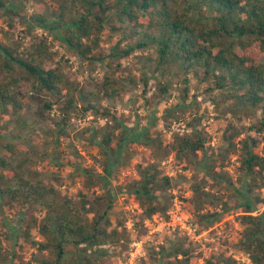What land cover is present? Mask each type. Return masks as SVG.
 I'll return each instance as SVG.
<instances>
[{
  "label": "trees",
  "instance_id": "obj_1",
  "mask_svg": "<svg viewBox=\"0 0 264 264\" xmlns=\"http://www.w3.org/2000/svg\"><path fill=\"white\" fill-rule=\"evenodd\" d=\"M72 2L69 8L59 0L51 4L34 0V12L27 17L22 14L18 0H0V11L3 10L14 31L15 19L27 25L23 30L25 38L36 26L48 31L57 29V38L82 61L90 63H105L103 33L123 30L122 38L108 54L118 67L139 50L159 69L170 62L188 73L193 72L197 80L211 81L217 89H229L234 113L246 107H264V0H82L81 9L74 5L78 0ZM46 39L33 37L27 46L24 41L12 44L0 39V208L22 216L19 240L36 248V262L109 264L105 245L127 247L130 233L122 223L114 225L109 215L116 192L105 196L95 188L102 183L108 185L125 146L136 142L166 153L173 151L180 161L203 151L208 160L202 166L205 176L192 188L193 224L199 231L207 229L222 213L241 210L238 219L244 230L237 246L252 264H264V212L254 214L264 205V154L257 151L258 145L264 143V117L250 126L253 135L239 140L236 138L242 129L233 122L226 124L222 144L209 152L206 138L194 123L189 124L190 133H175L172 142L166 144L153 130L156 123L138 130L124 124L102 104V100L114 101L118 94L111 76H106L98 86L99 91L86 90L68 78L58 65H47V61L55 62L57 54ZM125 39L128 42L122 46ZM22 81L34 89L38 100L30 111L27 99L18 96ZM166 91L167 87L161 86V92ZM48 95L55 100L47 99ZM58 103L63 111L59 118L50 114ZM79 104L87 113L110 116L115 127L123 130L114 148V131L104 130V126L96 129V133H102L97 144L109 159L103 173L81 169L83 182L77 198H73L41 178L33 152L11 138L8 127L11 119L1 116L11 110L16 118L13 122L28 132L35 131L39 122L50 121L60 138L66 134L70 111ZM109 151L115 157L113 160ZM234 154L240 162L238 170L244 175L241 186L235 189L239 199L223 200L222 212L205 211L211 192L204 186L210 179H228L214 169L227 165V159ZM138 167V177L119 187L142 209L144 217L138 220L139 225L146 217L172 208L162 197L172 187V177L163 172L159 161ZM34 231L38 232L39 240L34 238ZM174 232L177 237L171 245L151 249L149 259L156 264H195L197 254L186 232L178 229ZM4 240L11 244L7 224L1 228L0 264H13L14 253L10 247L4 248ZM14 245L23 247L19 241ZM204 264L238 262L225 251H218Z\"/></svg>",
  "mask_w": 264,
  "mask_h": 264
},
{
  "label": "rangeland",
  "instance_id": "obj_2",
  "mask_svg": "<svg viewBox=\"0 0 264 264\" xmlns=\"http://www.w3.org/2000/svg\"><path fill=\"white\" fill-rule=\"evenodd\" d=\"M44 1L51 4L53 0ZM59 1L69 5V8L73 5L72 0ZM33 2L34 0H18L23 15L28 17L34 12ZM81 3L82 0H78V3L74 5L81 9ZM15 23L16 31L9 27L3 10L0 11V39L10 41L12 44L24 41V45L27 46L33 37H46V40L51 43L52 50L57 54L55 62L47 61V65H58L68 78L76 81L81 88L84 87L86 90L99 91L98 86L100 87L106 76H111L118 94L114 101L102 100V104L108 106L124 124L138 130L147 126L152 127L153 123H156L153 130L160 134L162 141L166 144L172 142L175 133H190L189 124L194 123L195 128L201 130L202 135L206 138V149L209 152L222 144V133L226 124L233 122L242 129V133L236 138L239 140L245 136L253 135L254 131L250 130V126L264 117V107H246L234 113L233 98L229 89H217L211 81L197 80L193 72L188 73L170 62L159 69L154 62H148L142 51H135L123 60L121 67H118L114 58L108 54L114 43L122 38L123 30L105 31L101 41L105 63H90L82 61L63 41L57 38V29L48 31L36 26L25 38L23 30L27 28V25L18 19H15ZM127 42L128 39L123 40L122 46ZM144 78H147L146 81ZM161 86L167 87V91L161 92ZM34 92V89L29 87L25 81L20 83L18 96L27 99L30 105L29 111L38 102ZM46 98L55 100L50 95ZM61 113L63 111L58 103L54 105L50 114L59 118ZM70 114L66 134L60 138L52 129L50 121L39 122L36 124L35 131L28 132L21 129L20 125H17L18 123L13 122V120L16 121V118L11 110L1 118L11 119V124L8 126L12 132L11 138L17 141L20 146L33 152L34 158L38 162L37 170L40 172L41 178L56 186L63 194L77 198L78 190L83 182L81 169L86 168L103 173L106 161L109 159L97 144L101 140L102 133H96V129L99 130L104 126V130L114 131L112 141L114 148L117 146L123 129L115 127L110 116L87 113L81 104L72 109ZM19 135L22 137H17ZM257 151L264 154V143L258 145ZM109 152L110 158L113 160L115 157L111 151ZM153 160L159 161L163 172L172 177V187L162 197L172 208L179 204L184 215L188 217L187 222L191 233L188 230H178L185 231L187 239L192 243L197 254L195 264H204L208 257L218 251H225L232 255L238 264H252L248 255L239 250L237 246L244 230V226L238 219L243 213L241 210L232 209L222 213L207 229L199 231L198 227L193 224L195 200L192 188L197 180L205 176L202 166L208 159L204 152L199 151L187 160L180 161L175 157L173 151L166 153L163 150L136 142L128 143L125 146L119 159L120 162L118 161L114 174L109 178L108 185L102 183L95 188L98 194L105 196H108V192H116L109 215L112 217L114 225L119 226L122 223V226H126L130 233V240L126 248L119 244L105 245V248L109 250L108 263L128 262L131 259V253L136 249L134 242L143 241L142 250L136 254L133 264H156L149 259L150 250L158 249L161 245L170 246L173 239L177 237L175 232L167 227L162 232L156 233L146 225L148 219L156 224L154 215L160 214L167 218L169 210L146 217L144 222L138 225L137 222L141 216L144 217V213L138 202L127 192L121 191L119 187L128 179L138 177L140 164H146ZM227 161H229L227 165L216 166L214 170L221 172V176L228 179H210L204 186L211 192L210 199L205 205V211L222 212L223 200L235 202L239 199L235 189L240 187L244 180L243 173L238 170L240 162L235 154ZM262 212H264V205L254 214ZM5 224L8 226L12 241L10 244L9 241L4 240V248L10 247L13 251V264H38L36 248L22 239L19 240L18 230L21 229L22 216L18 217L14 212L0 208V236L1 228ZM4 233L5 231L2 232V237H4ZM33 236L37 240L40 239L36 231L33 232ZM18 241L23 244L22 248L14 245Z\"/></svg>",
  "mask_w": 264,
  "mask_h": 264
},
{
  "label": "built area",
  "instance_id": "obj_3",
  "mask_svg": "<svg viewBox=\"0 0 264 264\" xmlns=\"http://www.w3.org/2000/svg\"><path fill=\"white\" fill-rule=\"evenodd\" d=\"M154 219H156V224H153L150 220H146V225L150 227V230H153V232L159 233L162 232L166 227L169 230H188L189 233H191L188 225V217L184 215V212L182 211L179 204H176L174 208L168 211V217L164 218L162 215L157 214L153 216ZM142 243L141 242H134V246H136L135 251L131 253V259L128 262H124L121 264H133L134 258L136 257L137 253H140L142 250Z\"/></svg>",
  "mask_w": 264,
  "mask_h": 264
}]
</instances>
